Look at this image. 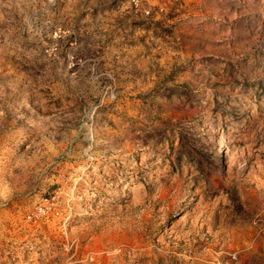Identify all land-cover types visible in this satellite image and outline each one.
<instances>
[{
    "label": "rangeland",
    "instance_id": "obj_1",
    "mask_svg": "<svg viewBox=\"0 0 264 264\" xmlns=\"http://www.w3.org/2000/svg\"><path fill=\"white\" fill-rule=\"evenodd\" d=\"M0 264H264V0H0Z\"/></svg>",
    "mask_w": 264,
    "mask_h": 264
},
{
    "label": "built area",
    "instance_id": "obj_2",
    "mask_svg": "<svg viewBox=\"0 0 264 264\" xmlns=\"http://www.w3.org/2000/svg\"><path fill=\"white\" fill-rule=\"evenodd\" d=\"M132 6L139 7L141 5L142 0H129Z\"/></svg>",
    "mask_w": 264,
    "mask_h": 264
}]
</instances>
